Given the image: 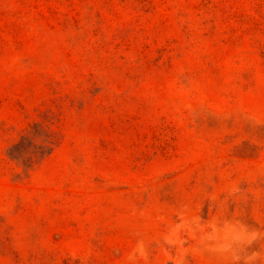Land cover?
<instances>
[{
    "label": "rangeland",
    "instance_id": "rangeland-1",
    "mask_svg": "<svg viewBox=\"0 0 264 264\" xmlns=\"http://www.w3.org/2000/svg\"><path fill=\"white\" fill-rule=\"evenodd\" d=\"M0 264H264V0H0Z\"/></svg>",
    "mask_w": 264,
    "mask_h": 264
}]
</instances>
